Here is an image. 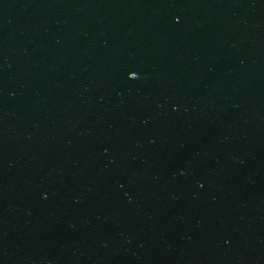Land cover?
Listing matches in <instances>:
<instances>
[{
    "label": "water",
    "instance_id": "95a60500",
    "mask_svg": "<svg viewBox=\"0 0 264 264\" xmlns=\"http://www.w3.org/2000/svg\"><path fill=\"white\" fill-rule=\"evenodd\" d=\"M0 264H264V0H0Z\"/></svg>",
    "mask_w": 264,
    "mask_h": 264
}]
</instances>
